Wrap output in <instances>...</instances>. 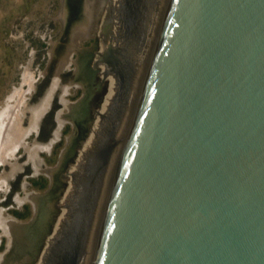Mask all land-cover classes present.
Listing matches in <instances>:
<instances>
[{
	"label": "water",
	"instance_id": "obj_1",
	"mask_svg": "<svg viewBox=\"0 0 264 264\" xmlns=\"http://www.w3.org/2000/svg\"><path fill=\"white\" fill-rule=\"evenodd\" d=\"M95 264H264V0H173Z\"/></svg>",
	"mask_w": 264,
	"mask_h": 264
},
{
	"label": "rangeland",
	"instance_id": "obj_2",
	"mask_svg": "<svg viewBox=\"0 0 264 264\" xmlns=\"http://www.w3.org/2000/svg\"><path fill=\"white\" fill-rule=\"evenodd\" d=\"M107 1L0 0V264H38L62 213L107 95Z\"/></svg>",
	"mask_w": 264,
	"mask_h": 264
},
{
	"label": "bare ground",
	"instance_id": "obj_3",
	"mask_svg": "<svg viewBox=\"0 0 264 264\" xmlns=\"http://www.w3.org/2000/svg\"><path fill=\"white\" fill-rule=\"evenodd\" d=\"M173 0H108L96 63L107 87L38 264H95L113 183ZM95 62V61H94Z\"/></svg>",
	"mask_w": 264,
	"mask_h": 264
},
{
	"label": "flooded vegetation",
	"instance_id": "obj_4",
	"mask_svg": "<svg viewBox=\"0 0 264 264\" xmlns=\"http://www.w3.org/2000/svg\"><path fill=\"white\" fill-rule=\"evenodd\" d=\"M30 197V196H29ZM0 225H1V218H0Z\"/></svg>",
	"mask_w": 264,
	"mask_h": 264
}]
</instances>
